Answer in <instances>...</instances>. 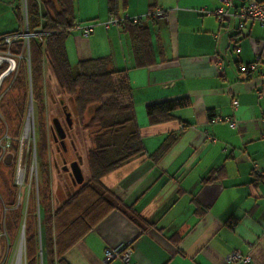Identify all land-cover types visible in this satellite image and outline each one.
Wrapping results in <instances>:
<instances>
[{
  "label": "crops",
  "instance_id": "1",
  "mask_svg": "<svg viewBox=\"0 0 264 264\" xmlns=\"http://www.w3.org/2000/svg\"><path fill=\"white\" fill-rule=\"evenodd\" d=\"M72 2L77 23L154 8L163 16H146L137 25L97 24L86 37L75 29L66 37L72 66L108 56L126 75L142 150L101 178L106 199L117 204L65 252V262L104 264L106 248L133 240L131 264H226L233 250L248 254L247 264H264V26L246 21L238 29L232 18L219 21L211 13L219 0ZM22 6L25 0H0L19 25ZM4 29L0 34L20 30ZM138 39L146 47L136 58ZM254 61L255 70L239 71ZM181 97L189 105L174 110L175 118L148 122L147 104ZM169 134L174 142L151 157ZM118 202L144 224L133 222Z\"/></svg>",
  "mask_w": 264,
  "mask_h": 264
},
{
  "label": "trees",
  "instance_id": "2",
  "mask_svg": "<svg viewBox=\"0 0 264 264\" xmlns=\"http://www.w3.org/2000/svg\"><path fill=\"white\" fill-rule=\"evenodd\" d=\"M42 6L40 9L36 0H25L27 30L38 32L28 41L31 93L37 94L45 54L58 88L72 98L74 110L81 122L91 111L83 127L92 132V147L87 153L88 180L81 184L82 181L80 187L70 194L52 216H44V209L38 204L39 233L26 234L25 257L26 264H67L65 252L117 204L116 200L112 203L106 199L109 192L101 183V178L138 154L142 144L129 98L127 77L123 71L114 70L108 56L79 60L75 66L68 61L65 40L77 23L72 0H44ZM16 12L20 16L21 11ZM19 32L1 33L0 38ZM138 36L144 38L145 33L141 32ZM138 41L142 43H134L136 58L139 49L146 47L144 39ZM22 43V39L17 38L10 49L14 51L15 45L18 50ZM103 97L106 99L103 100ZM188 105V99L181 97L149 103L145 112L148 122L154 124L175 118L173 111ZM63 108L69 113L64 105ZM172 142L174 136L169 134L151 157H159ZM118 206L133 222L144 224L131 206L121 202H118Z\"/></svg>",
  "mask_w": 264,
  "mask_h": 264
},
{
  "label": "rangeland",
  "instance_id": "3",
  "mask_svg": "<svg viewBox=\"0 0 264 264\" xmlns=\"http://www.w3.org/2000/svg\"><path fill=\"white\" fill-rule=\"evenodd\" d=\"M36 1L42 9V0ZM2 8L0 29L9 30L14 25L23 32L27 26V21L22 20L23 14L19 25L17 17L12 16L14 22L11 20L8 7ZM13 50L18 54L25 51L23 43L18 50L14 45ZM43 56L36 95L31 93L29 47L28 57L23 53L15 72L0 88V264H26V234L39 233L38 204L44 209V216H52L89 178L87 153L92 147V132L83 124L91 111L81 122L72 98L58 88L47 57ZM63 105L70 113V126L66 123ZM53 120L59 122L65 133V151L59 141L54 142ZM7 154L10 158L6 164ZM74 160L79 162L83 173V182L76 185L72 184L69 174V163Z\"/></svg>",
  "mask_w": 264,
  "mask_h": 264
},
{
  "label": "built area",
  "instance_id": "4",
  "mask_svg": "<svg viewBox=\"0 0 264 264\" xmlns=\"http://www.w3.org/2000/svg\"><path fill=\"white\" fill-rule=\"evenodd\" d=\"M219 21L224 18H232L236 21L238 29H242L246 21H253L264 26V0H219V5L211 11ZM150 15H162L163 13L159 8H154L144 15H127L122 16L109 15L105 20L93 21L89 23H76L72 30L80 31L81 35L86 37L89 35L94 25L101 24L105 28L110 26H123L126 23L137 24L144 17ZM24 22L26 23L25 9L23 11ZM34 37L33 32H29L25 27L23 32L17 34H6L2 36V45L0 46V87L5 78L10 77L16 70L20 59L23 57V53L27 54L28 57V41L29 38ZM17 38L22 39L23 47L25 51H21L19 54L13 52L10 49V45ZM257 68V61L240 64L238 69L240 72L253 71ZM232 105H237V100L232 99ZM264 115V114H262ZM213 121H220L222 118L215 116ZM225 122H228L229 127H234L235 122L230 121L228 118H224ZM132 243L133 240H129L124 243H120L117 246L106 248L103 253V262L108 264L112 260H118L120 264H131L132 256ZM251 257L248 254H242L238 250L231 251L224 259L226 264H232L240 262L247 264L250 262Z\"/></svg>",
  "mask_w": 264,
  "mask_h": 264
},
{
  "label": "water",
  "instance_id": "5",
  "mask_svg": "<svg viewBox=\"0 0 264 264\" xmlns=\"http://www.w3.org/2000/svg\"><path fill=\"white\" fill-rule=\"evenodd\" d=\"M66 122L69 126L71 125L70 114L68 112H66ZM61 145H63V148H64L63 141L61 142ZM9 158H10V154H7L4 160L6 164L9 163ZM69 169H70L72 184H80L83 181V174H82L79 162L75 160L72 161L69 164Z\"/></svg>",
  "mask_w": 264,
  "mask_h": 264
},
{
  "label": "flooded vegetation",
  "instance_id": "6",
  "mask_svg": "<svg viewBox=\"0 0 264 264\" xmlns=\"http://www.w3.org/2000/svg\"><path fill=\"white\" fill-rule=\"evenodd\" d=\"M62 110H63V113H64V116H65V120H66V111L64 110V108H62ZM53 123H54V127L55 128H51V132H52V136H53V139H54V142H56V141H59V144L61 145V142L63 141V143H64V139H65V133H64V131H63V129L60 127V124H59V122L58 121H54L53 120ZM67 123V122H66ZM62 146V149H63V151H65L66 150V145H65V143H64V148H63V145H61ZM63 161V164H65L66 163V161H65V159H63L62 160ZM72 162V161H71ZM70 162V163H71ZM69 163V164H70ZM63 169L64 170H66L67 169V167L65 166V165H63ZM69 174H70V172H69Z\"/></svg>",
  "mask_w": 264,
  "mask_h": 264
},
{
  "label": "bare ground",
  "instance_id": "7",
  "mask_svg": "<svg viewBox=\"0 0 264 264\" xmlns=\"http://www.w3.org/2000/svg\"><path fill=\"white\" fill-rule=\"evenodd\" d=\"M27 27V26H26ZM26 131V130H25Z\"/></svg>",
  "mask_w": 264,
  "mask_h": 264
}]
</instances>
